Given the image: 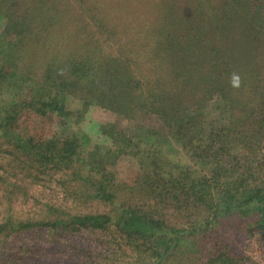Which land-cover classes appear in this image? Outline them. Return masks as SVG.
Returning <instances> with one entry per match:
<instances>
[{
  "label": "trees",
  "instance_id": "obj_1",
  "mask_svg": "<svg viewBox=\"0 0 264 264\" xmlns=\"http://www.w3.org/2000/svg\"><path fill=\"white\" fill-rule=\"evenodd\" d=\"M128 4L0 0V184L57 177L64 193L7 204L0 264H264V0ZM97 107L115 119L84 154ZM34 116L75 132L36 138ZM131 158L128 181L114 169Z\"/></svg>",
  "mask_w": 264,
  "mask_h": 264
},
{
  "label": "rangeland",
  "instance_id": "obj_2",
  "mask_svg": "<svg viewBox=\"0 0 264 264\" xmlns=\"http://www.w3.org/2000/svg\"><path fill=\"white\" fill-rule=\"evenodd\" d=\"M132 4V7L139 10V8L142 6V0H127ZM131 4H128L131 6ZM156 12V11H155ZM152 16V15H150ZM2 31V22H0V33ZM1 52V50H0ZM2 57V55H1ZM4 98L2 95L0 97V100ZM69 107L73 110H76L80 108V103L74 99L70 100ZM115 119V115L110 113L109 111L102 109V108H91V111L88 114L87 120L85 121L84 125L81 128V131H83V134H87L92 138V143L84 148V154H87L88 152L92 151L94 148V145L102 143L105 144V137L102 136L101 132L99 131V125L104 124L107 121H111ZM43 118L39 117H33V120L29 121L26 125L29 127L31 134L38 138L41 135H47V132L51 130L52 134L57 133V135H66L70 136L74 132H72V129L75 130L70 124L72 122L70 120L63 119L57 120L52 125H47ZM148 123L152 126H156L159 128L161 126L160 122L156 120L154 117L150 120H148ZM127 123L124 122V125ZM148 124V125H149ZM72 127V129L70 128ZM86 135V136H87ZM137 161L135 159H123L119 163V167L114 169L115 173L118 172L120 174V177L131 180L133 176L138 172V165L136 164ZM10 169V168H7ZM113 170V169H112ZM11 171V170H10ZM3 172V171H2ZM11 182H17L19 186L25 188L24 191H26L29 195L27 197L24 196L21 190H16L18 187H14L11 185V182H9V185H3L0 184V216L3 217V213L6 210L7 204L12 207L13 211L15 212H24L29 213L31 212H37L38 207L41 204L42 199L46 202L50 201H57V203L63 202V188L62 186H59L57 177L51 178L47 177L45 180L39 181L37 183H33L32 180L29 178L21 179V176H10ZM23 178V177H22ZM61 178V177H59ZM12 187V189H15V193H13V196L7 195L8 187ZM11 197V198H10ZM97 202L93 203V206H97ZM85 235H88L90 237H101V233L98 235H93L87 233ZM83 233L80 235H77V237L73 238L74 240L81 241V237L83 238ZM26 237L25 241L30 240L29 242L33 240H39L40 242L51 244L53 240L52 237L47 232H32L27 233L24 235ZM56 239L54 240V242ZM62 244L66 245L63 248H66L67 250V238L66 239H60ZM259 247L261 246L260 242L254 243L252 247ZM254 247V248H255Z\"/></svg>",
  "mask_w": 264,
  "mask_h": 264
},
{
  "label": "clouds",
  "instance_id": "obj_3",
  "mask_svg": "<svg viewBox=\"0 0 264 264\" xmlns=\"http://www.w3.org/2000/svg\"><path fill=\"white\" fill-rule=\"evenodd\" d=\"M230 83L233 88H239L241 86L242 81L238 73L232 74Z\"/></svg>",
  "mask_w": 264,
  "mask_h": 264
}]
</instances>
